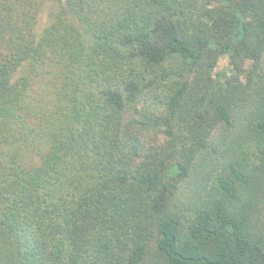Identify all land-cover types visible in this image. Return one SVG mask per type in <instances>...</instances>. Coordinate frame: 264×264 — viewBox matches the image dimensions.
Here are the masks:
<instances>
[{
    "label": "trees",
    "instance_id": "trees-1",
    "mask_svg": "<svg viewBox=\"0 0 264 264\" xmlns=\"http://www.w3.org/2000/svg\"><path fill=\"white\" fill-rule=\"evenodd\" d=\"M0 264H264V0H0Z\"/></svg>",
    "mask_w": 264,
    "mask_h": 264
},
{
    "label": "rangeland",
    "instance_id": "rangeland-1",
    "mask_svg": "<svg viewBox=\"0 0 264 264\" xmlns=\"http://www.w3.org/2000/svg\"><path fill=\"white\" fill-rule=\"evenodd\" d=\"M43 13H45V12H43ZM227 57H222L220 60H219V62H218V64H217V66L215 67V69H214V74H216V76L218 77V78H221L224 74H225V72L226 73H228V71H226V68H227ZM225 69V70H224ZM223 74V75H222Z\"/></svg>",
    "mask_w": 264,
    "mask_h": 264
}]
</instances>
